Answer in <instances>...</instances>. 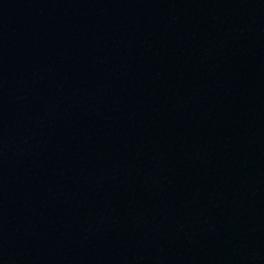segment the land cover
Here are the masks:
<instances>
[{"label":"water","instance_id":"95a60500","mask_svg":"<svg viewBox=\"0 0 264 264\" xmlns=\"http://www.w3.org/2000/svg\"><path fill=\"white\" fill-rule=\"evenodd\" d=\"M0 264H264V0H0Z\"/></svg>","mask_w":264,"mask_h":264}]
</instances>
